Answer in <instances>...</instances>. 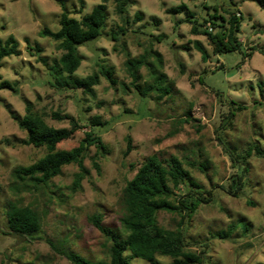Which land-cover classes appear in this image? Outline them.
<instances>
[{
    "label": "rangeland",
    "instance_id": "rangeland-1",
    "mask_svg": "<svg viewBox=\"0 0 264 264\" xmlns=\"http://www.w3.org/2000/svg\"><path fill=\"white\" fill-rule=\"evenodd\" d=\"M133 1L131 23L124 26L110 0L104 35L79 48L82 62L76 76L100 74L105 66L117 82L112 85L100 75L92 97L80 89H57L49 82V68L64 52L39 33L44 28L60 29V3L0 0V40L14 36L20 51L0 61V86L9 82L14 88L0 87V264H71L48 241L91 261H109L111 242L90 218L101 214L103 225L124 239V189L154 155L164 165L178 158L199 186L193 191L199 205L191 217L161 211L160 228L181 230L185 249L201 254L202 264H264V157L254 150L258 146L264 152V54L258 51L264 50V9L253 0ZM63 2L70 17L80 20L100 0ZM181 6L186 9L172 12ZM236 11L242 14L236 34L240 49L215 55L202 32L221 29L205 21L216 16L211 22L228 30ZM138 12L142 21L135 20ZM195 42L206 48L207 61ZM128 55L145 56L166 74L170 93L159 101L156 92L142 97L131 85L125 66ZM140 75L141 86L153 83L147 66ZM27 104L51 127H71L67 119H54V113L69 115L78 123V130L56 151L79 147L89 132L101 137L105 151L86 145L84 164L90 174L79 189L73 188L78 172L73 164L64 166L45 188L16 179V169L47 154L45 147L23 143L26 131L11 117H23ZM226 148L244 157L245 167ZM242 175L243 186L235 195L231 184ZM172 188L175 204L182 194L192 192L189 186ZM10 204L37 212L42 224L38 238L10 230ZM156 259L159 264H173L170 257ZM131 264L150 263L133 258Z\"/></svg>",
    "mask_w": 264,
    "mask_h": 264
},
{
    "label": "trees",
    "instance_id": "trees-1",
    "mask_svg": "<svg viewBox=\"0 0 264 264\" xmlns=\"http://www.w3.org/2000/svg\"><path fill=\"white\" fill-rule=\"evenodd\" d=\"M62 8L60 19V29L52 31L44 28L39 35L49 38L58 43V48L64 53L59 60L49 68L50 84L57 89H80L86 94L95 97L94 87L100 82V75L104 76L112 85L116 84L113 78V71L110 68L102 67L100 74L94 73L86 78L76 76L82 56L79 48L86 46L104 35L108 20L107 3L110 0H100L92 11L83 16L80 20L70 17L63 0H56ZM115 14L124 26L131 23L130 7L133 0H112ZM264 9V0H253ZM234 5V4H233ZM185 6L176 8L172 12L183 11ZM242 14L234 12L230 19L228 30H224L223 25L211 22V19H218L213 16L206 22H210L213 27L221 30L216 33L209 32L208 29L202 33L207 37L209 44L213 48L215 55L237 51L240 49V42L237 33L240 31V19ZM136 21L143 20L140 12L135 15ZM193 32L196 29L193 28ZM112 37H115L112 35ZM116 39V38H115ZM26 42L30 44L29 39ZM196 49L201 53L202 59L207 61L209 53L200 43L195 42ZM37 51L41 50L37 47ZM264 54L263 49L258 50ZM19 42L14 36H9L5 41L0 40V61L4 58L19 55ZM155 55V52H154ZM158 62L162 59L159 54ZM250 56V53L247 56ZM131 85L142 96L149 97L152 92L159 93L158 101L170 93V87L166 85V74L159 73L158 69L151 64L145 56L133 58L128 55L125 62ZM147 66L153 77V83L145 87L139 84L141 80L140 69ZM0 87L14 89L9 82H3ZM11 117L18 123L19 127L26 131L27 138L23 141L25 145L34 147H45L47 154L37 163L20 167L15 170L16 179L21 182L31 183L36 188H45L57 176L61 175L62 169L67 165H76L78 172L74 176L73 188L79 189L82 181L90 174L89 169L84 164L87 146L95 145L100 152L105 151V145L99 135L94 132L87 133L84 143L79 147L68 151H56L59 143L72 137L78 130L79 125L69 115L54 113L53 118L57 120L67 119L70 128L57 129L49 126L44 117L34 113L31 104L26 106V114L23 117L11 114ZM131 145H128L129 152ZM230 156L237 164L245 167L246 159L237 157L234 152L226 148ZM254 150L258 155L264 157V152L260 147L255 146ZM242 159V160H240ZM97 170L99 167L96 165ZM243 176H237L231 184V189L237 195L239 187L243 186ZM179 186H189L191 193L182 194L177 204L171 201L174 193L173 188ZM199 186L192 180L189 171L184 169L181 161L172 157L167 165H164L157 156H151L145 160L134 178L129 181L124 189L123 204L125 216L122 219V227L127 234L122 239L118 234L103 225L101 214H94L90 221L94 227L111 242L109 261H91L73 251H65L56 248L50 241L48 243L59 254L63 255L71 264H131L133 258L143 259L150 264H159L156 257L164 256L173 259V264H202L201 254L187 251L185 249V237L181 230L170 231L162 229L158 225L157 216L161 211L169 213L184 214L183 219L191 217L199 205L193 191ZM236 189V190H234ZM8 225L11 231L26 235L32 239L39 237L42 232L40 218L33 209L29 207H19L10 204L7 211ZM220 237L223 233L218 234ZM127 253H129L127 255Z\"/></svg>",
    "mask_w": 264,
    "mask_h": 264
},
{
    "label": "built area",
    "instance_id": "built-area-1",
    "mask_svg": "<svg viewBox=\"0 0 264 264\" xmlns=\"http://www.w3.org/2000/svg\"><path fill=\"white\" fill-rule=\"evenodd\" d=\"M210 30H211V28H210Z\"/></svg>",
    "mask_w": 264,
    "mask_h": 264
}]
</instances>
